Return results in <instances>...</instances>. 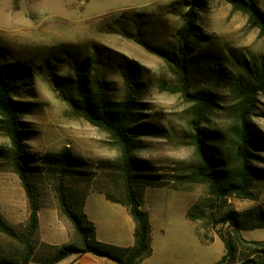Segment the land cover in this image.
Segmentation results:
<instances>
[{
	"label": "rangeland",
	"instance_id": "obj_1",
	"mask_svg": "<svg viewBox=\"0 0 264 264\" xmlns=\"http://www.w3.org/2000/svg\"><path fill=\"white\" fill-rule=\"evenodd\" d=\"M181 1L0 0V52L7 63L25 65L15 99L27 104L21 116L27 131L22 156L31 168L39 216L31 241L32 264L47 262L64 244L78 243L72 223L58 205L55 188L60 173L48 163L50 156L67 153L74 160L65 179L69 200L73 209L84 213L92 198L87 210L97 228L96 239L121 247L134 242L129 210L117 203L126 201L120 149L109 143L103 130L75 115L68 101L75 93L74 66L96 52L104 63L92 84L103 78L113 103L129 92L127 66L131 61L138 64L136 80L130 84L141 103L133 125L139 132L133 150L134 185L151 221L153 250L142 264H215L224 256L217 231L229 229L215 224L219 208L211 206L216 203L209 199L206 186L185 181L196 161L187 137L191 106L170 90L179 81L165 60L137 41L162 49L171 44L187 9L170 5ZM199 1L196 24L207 39L194 46L190 85L193 91L207 89L214 94L217 105L206 127L221 133L229 124L225 109L231 103V84L243 74L246 63L264 57V38L227 0ZM256 1L264 12V0ZM253 121L264 138V93ZM10 146L0 130V149ZM254 151L259 156L254 165L264 169V146ZM254 191L253 200L228 198L224 210L264 207V178L257 179ZM197 203L204 205L211 219L195 223L187 219ZM30 213L19 176L0 154V215L23 235ZM204 235L213 242L205 241ZM244 237L264 240V230L246 232ZM23 253L19 240L0 233V260H20Z\"/></svg>",
	"mask_w": 264,
	"mask_h": 264
},
{
	"label": "trees",
	"instance_id": "obj_2",
	"mask_svg": "<svg viewBox=\"0 0 264 264\" xmlns=\"http://www.w3.org/2000/svg\"><path fill=\"white\" fill-rule=\"evenodd\" d=\"M232 7L247 17L248 25L257 29L264 38V12L256 0H227ZM199 0H183L170 5H180L187 9L183 15V25L176 31L175 40L165 48H158L141 42L149 52L163 58L179 84L170 90L180 93L191 106L192 120L188 139L194 148L195 163L190 166L185 181L191 185L207 187L209 199L216 203L221 216L215 224H223L228 231H217L218 238L225 245L224 256L215 264H264V241L247 240L243 232L264 230V207L258 206L244 211L224 210L227 199L236 197L243 200L255 198L256 181L264 178V169L254 165L259 156L254 149L264 146V138L253 121L259 103V95L264 93V57L260 61L245 64L244 72L231 84V103L225 109L229 124L221 132L209 131L206 127L209 115L216 108L214 94L207 89L193 91L190 85V70L195 44L205 40L197 21L196 7ZM5 54L0 52V130L10 142V148L0 149L2 157L11 164L25 189L29 204V224L23 235L0 215V233L24 245L20 260H0V264H30L33 248L31 241L39 227L38 207L34 198V187L30 181L31 168L24 164L22 143L27 131L23 127L21 116L27 112V104L16 101V91L23 77L25 65L7 63ZM103 57L96 53L84 56L74 66L75 93L68 98L75 115L83 117L92 126L103 130L109 137V143L121 152L119 171L125 187V202H117L127 207L132 218L134 242L130 247H121L96 239V227L87 216L73 209L65 183L68 168L73 159L67 153L50 156L48 163L59 173V182L55 188L58 205L63 215L72 223L78 236V243L64 244L55 249L53 256L43 264H58L72 255L93 254L116 264H142L152 254V225L149 215L142 209L139 193L135 190L134 144L139 132L133 128L137 121L141 103L132 92L130 84L136 80L138 64L131 61L127 66L126 82L129 92L126 97L113 103L108 95L105 80L98 77L95 85L92 79L103 65ZM220 140V141H219ZM218 142L222 147H219ZM107 200L114 202L109 196ZM116 203V202H114ZM197 203L187 212L191 223L211 219ZM210 207V206H209ZM207 242L213 238L203 236Z\"/></svg>",
	"mask_w": 264,
	"mask_h": 264
},
{
	"label": "crops",
	"instance_id": "obj_3",
	"mask_svg": "<svg viewBox=\"0 0 264 264\" xmlns=\"http://www.w3.org/2000/svg\"><path fill=\"white\" fill-rule=\"evenodd\" d=\"M91 200H92V198H89L87 204L85 205L84 214L88 217L89 221L94 223L93 219H91V217L88 213V210H87ZM248 232H252V231H248ZM244 233H246V232L242 233L243 237H244ZM96 234H97V228H96ZM255 241H264V240H255ZM111 263H114V262L88 253V254H84V255L69 256L68 258H66L65 260H63L62 262H60L58 264H111Z\"/></svg>",
	"mask_w": 264,
	"mask_h": 264
}]
</instances>
